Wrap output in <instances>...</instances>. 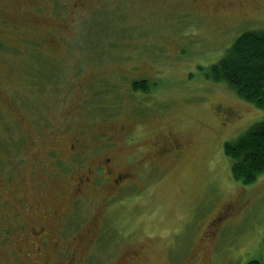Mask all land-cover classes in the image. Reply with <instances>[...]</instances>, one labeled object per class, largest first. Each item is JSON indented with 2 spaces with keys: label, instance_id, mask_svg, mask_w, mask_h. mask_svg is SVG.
Masks as SVG:
<instances>
[{
  "label": "rangeland",
  "instance_id": "rangeland-1",
  "mask_svg": "<svg viewBox=\"0 0 264 264\" xmlns=\"http://www.w3.org/2000/svg\"><path fill=\"white\" fill-rule=\"evenodd\" d=\"M262 30L264 0H0V264L264 263V174L223 152L264 110L209 77Z\"/></svg>",
  "mask_w": 264,
  "mask_h": 264
},
{
  "label": "trees",
  "instance_id": "trees-1",
  "mask_svg": "<svg viewBox=\"0 0 264 264\" xmlns=\"http://www.w3.org/2000/svg\"><path fill=\"white\" fill-rule=\"evenodd\" d=\"M209 77L224 82L246 103L264 110V30L241 33L225 55L210 67ZM146 81L133 82L132 89L147 93ZM231 161V174L242 184H251L264 174V117L235 139L223 144ZM245 264H264L250 259Z\"/></svg>",
  "mask_w": 264,
  "mask_h": 264
},
{
  "label": "flooded vegetation",
  "instance_id": "flooded-vegetation-1",
  "mask_svg": "<svg viewBox=\"0 0 264 264\" xmlns=\"http://www.w3.org/2000/svg\"><path fill=\"white\" fill-rule=\"evenodd\" d=\"M141 81H146L147 80H142ZM135 83H138L136 81H134ZM140 82V81H139ZM148 84V83H147ZM145 88H147V92L149 91V86L145 84ZM139 91V90H137ZM142 92V91H140ZM215 112L217 113V115H219L220 119H221V124L224 126L226 124H228L230 121L232 120H236L239 118V115L238 113L233 110L231 107H227V106H224L222 104H216L215 106ZM180 149V146L179 144H174L172 146H166V145H162L158 148V155L160 156H163L165 154H171V153H176L178 152ZM100 169L103 170V168L100 166L99 167ZM107 171V170H106ZM121 178H123L122 175H117L116 178H114V180L112 179V182H117L118 180H121Z\"/></svg>",
  "mask_w": 264,
  "mask_h": 264
}]
</instances>
